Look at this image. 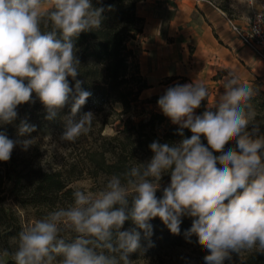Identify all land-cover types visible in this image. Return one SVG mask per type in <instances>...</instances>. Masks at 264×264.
<instances>
[{
  "label": "clouds",
  "instance_id": "clouds-1",
  "mask_svg": "<svg viewBox=\"0 0 264 264\" xmlns=\"http://www.w3.org/2000/svg\"><path fill=\"white\" fill-rule=\"evenodd\" d=\"M103 11L91 0H0V126L18 118V106L34 104L35 94L49 120L71 101L62 141L75 143L90 132L94 114L77 116L92 94L79 80L73 90L68 77L75 80L80 71L76 38L98 30ZM223 87L218 111L202 116L194 110L209 96L204 83L168 87L157 105L180 126L178 134L187 128L190 138L153 141L150 161L113 175L99 192L77 188L71 205L22 230L16 250L0 253V264L9 255L15 264H133L129 254L141 249V230L152 235L149 222L156 217L175 235L182 216L193 218L185 235L198 238L207 253L204 264H224L232 253L264 252V134L250 103L256 90L235 73ZM34 131L35 125L21 121L18 135ZM34 141L0 131V161L10 160L17 143L27 150ZM229 142L234 147L225 150ZM165 174L170 184L157 198ZM129 220L135 227L121 230ZM62 231L76 236L65 240Z\"/></svg>",
  "mask_w": 264,
  "mask_h": 264
},
{
  "label": "trees",
  "instance_id": "trees-1",
  "mask_svg": "<svg viewBox=\"0 0 264 264\" xmlns=\"http://www.w3.org/2000/svg\"><path fill=\"white\" fill-rule=\"evenodd\" d=\"M142 1L145 0H91L93 7L104 8L101 27L98 30L81 32L75 40L80 71L75 80L68 77L69 84L75 90L76 80H79L81 88L92 94L78 115L91 111L95 117L92 126L96 125L97 119L101 116H108L104 114L106 112L110 113L114 120L119 119L122 122V128L112 137L100 135L107 123V118L100 123L98 129L100 138L110 144V147L100 146V150L88 156L92 167L91 173L95 178L99 175L106 178L122 175L132 166L145 163L144 160L150 161L153 153L149 145L153 141L173 144L183 138H190L192 135L187 128L182 130L183 136L179 135V125L167 124L163 114L145 112L144 108L136 114L137 121L132 119L134 115L131 114L137 110L139 105L151 101L140 98L143 91L150 86L140 72L136 51L131 46V42L137 41L143 33L145 19L137 13V4ZM208 1L212 3L211 0ZM225 10L228 11V9ZM223 76H227L225 70L217 72L213 80H221ZM242 83L251 84L256 90L250 103L256 112V120L260 123V133L264 134V87H262V82L257 78ZM116 104L121 106L120 111L115 110ZM206 105L207 98L196 109L197 116H202L205 111L213 113L218 111V104L213 107ZM68 106L70 113L71 101ZM143 114L148 117H141ZM124 115H128L125 120L121 118ZM0 131H3L9 138L11 137L9 130L0 129ZM201 141L207 145L203 136ZM231 147H234L233 142H229L225 150ZM0 172V188L3 178L7 179L10 183L7 191L15 196L22 206L29 204L46 207L72 194L71 189L67 187L68 181L61 172H47L41 168H35L25 159L17 161L13 153L9 161H0ZM169 178L170 174H165L161 180L168 181ZM164 188L157 190V198H162ZM129 200L131 204V197ZM8 219L13 220L14 218L3 206L0 196V226ZM192 219L189 216L181 217L180 234L178 235L172 234L158 217L153 218L149 223L152 225V233L164 232L165 238L172 244L179 245L186 242L200 246L195 235L190 237L185 235L191 227ZM133 227L135 225L129 220L125 222L121 230ZM8 234L10 232H0L1 243H7ZM148 239L149 237L146 238L141 230V246L147 247ZM135 253L129 254V257H134ZM240 264H264V252L247 253Z\"/></svg>",
  "mask_w": 264,
  "mask_h": 264
},
{
  "label": "rangeland",
  "instance_id": "rangeland-1",
  "mask_svg": "<svg viewBox=\"0 0 264 264\" xmlns=\"http://www.w3.org/2000/svg\"><path fill=\"white\" fill-rule=\"evenodd\" d=\"M211 1L222 12L228 9V11L225 10V14L231 19L243 21L246 17H249L250 9L248 10V15H245L247 7H249L246 0ZM148 5L151 6L149 15L156 13L163 19V22L159 31L154 28H151V30L147 29L148 31L142 33L137 41L131 42V46L135 49L138 57L140 72L150 86L143 91L140 98L151 100L148 103L139 105L137 110L132 112L131 115H134L132 119L135 121L138 120L136 114L143 108L145 112L163 114L157 105V101L168 87L176 84L202 82L207 86L209 95L216 88L220 89L219 85L205 82L199 70L192 68L195 64V57H193L194 47L189 44L188 40H176L175 37L168 35L167 23L173 16L175 0H148L146 3L139 5L140 15L147 11L145 6ZM226 78L228 76H223L219 84H223ZM220 96L222 94L218 91V94L213 95L207 104L216 105ZM33 99L36 101L34 104L18 106V118L12 124L0 126L1 130H9L10 139L24 140L35 138L34 144L27 150H24L17 143L12 151L16 160L25 159L31 166L41 168L47 172H61L62 176L68 181L67 187L71 189L72 194L77 188L93 193L103 190L110 178L101 175L96 178L93 177L88 156L96 150H100V146H104V148L110 147V144L102 140L100 135L104 137L116 135L122 128V122L119 119L114 120V118H111L112 115L106 112L104 114H108V116L98 118L96 125L91 126L90 132L87 135H82L75 143L62 141L64 118L70 114L68 112L69 106L66 105L55 118L49 120L46 119L47 112L44 106L36 99L35 94H33ZM114 108L120 111L121 106L116 104ZM194 115H196V109L194 110ZM127 117L128 115H124L121 118L125 120ZM141 117H148V115L143 114ZM77 118H79V115ZM104 118H107V123L99 135L98 129ZM165 118L167 124H173L169 118L166 116ZM21 121H26L29 125H35L36 131L19 136L18 129ZM144 161L145 163L148 162V160ZM159 183L160 188H164L170 183V178L168 181L161 180ZM9 186L8 180L3 178L0 188L2 204L12 214L14 219L5 220L0 226L1 233L10 232L7 236V243L3 244L0 242V253L4 250L13 253L18 246L19 233L22 230L29 227L36 220L44 218L49 212L61 207L66 208L73 203V195L71 194L70 197L58 199L53 205L46 207L29 204L22 206L17 202L16 197L7 191ZM61 236L65 240L70 241L75 238L76 234L70 231H62ZM253 251L240 254L232 253L231 260H225L224 264H240L245 255ZM135 254L134 257H129L133 264H204V257L207 253L202 246L186 242H182L179 245L172 244L170 240L165 238L164 232L157 231L149 237L148 246H141V249ZM2 259L5 264H15L11 255L2 257Z\"/></svg>",
  "mask_w": 264,
  "mask_h": 264
},
{
  "label": "crops",
  "instance_id": "crops-1",
  "mask_svg": "<svg viewBox=\"0 0 264 264\" xmlns=\"http://www.w3.org/2000/svg\"><path fill=\"white\" fill-rule=\"evenodd\" d=\"M148 0L137 4L139 5ZM257 6L264 8V1H258ZM155 4V2H153ZM150 5L145 6L146 12L139 15L145 19L143 33L151 28L159 31L162 27L163 19L154 13L149 15ZM250 8L247 7V13ZM151 19V20H150ZM247 17L243 21L233 19L238 24H245ZM148 29V30H147ZM168 35L177 39H187L194 47L193 57L195 64L193 69L199 70L205 82H212L219 85L207 98V102L213 95L225 93L220 80H213V76L221 70L235 73L240 77V81L259 79L264 87V64H262L246 47H244L230 30L225 13L208 0H175L173 16L167 23ZM212 79V80H211ZM217 86V87H219ZM212 92V91H211ZM219 103V100H217ZM216 105L207 104V107Z\"/></svg>",
  "mask_w": 264,
  "mask_h": 264
},
{
  "label": "built area",
  "instance_id": "built-area-1",
  "mask_svg": "<svg viewBox=\"0 0 264 264\" xmlns=\"http://www.w3.org/2000/svg\"><path fill=\"white\" fill-rule=\"evenodd\" d=\"M250 14L245 24H238L226 14L230 30L237 40L264 64V8H259L258 1L246 0Z\"/></svg>",
  "mask_w": 264,
  "mask_h": 264
}]
</instances>
